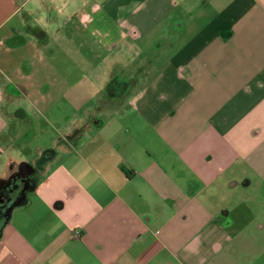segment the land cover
<instances>
[{"label": "crops", "instance_id": "obj_1", "mask_svg": "<svg viewBox=\"0 0 264 264\" xmlns=\"http://www.w3.org/2000/svg\"><path fill=\"white\" fill-rule=\"evenodd\" d=\"M32 2L0 0V264H264V0Z\"/></svg>", "mask_w": 264, "mask_h": 264}, {"label": "rangeland", "instance_id": "obj_2", "mask_svg": "<svg viewBox=\"0 0 264 264\" xmlns=\"http://www.w3.org/2000/svg\"><path fill=\"white\" fill-rule=\"evenodd\" d=\"M20 48H22V47H20ZM24 49H26V47ZM38 61H40V59L36 60L37 64H39ZM14 80L16 83H19V84H23L26 81L25 78H21V76H16V74H15ZM120 80H125V79H123L121 77ZM114 90L119 91V90H121V87L114 88ZM7 93L10 94L11 91L7 90ZM19 109H17L16 114H18L20 112ZM22 110L24 113L27 112L25 109H22ZM19 125H21V124H19ZM41 127L42 126L40 125V123H34L31 125H28L26 128V132L31 133V132L35 131L36 134H35L34 140L29 141V142H26L25 139L20 140V142L22 143L20 146L22 149L21 152L23 154L24 159H26V160L36 162L39 159V157H41L42 152H40V145H41V143H43V140H42L43 136L40 134ZM46 127H48V125H46ZM39 161H41V159Z\"/></svg>", "mask_w": 264, "mask_h": 264}, {"label": "flooded vegetation", "instance_id": "obj_3", "mask_svg": "<svg viewBox=\"0 0 264 264\" xmlns=\"http://www.w3.org/2000/svg\"><path fill=\"white\" fill-rule=\"evenodd\" d=\"M28 170H31V172L28 174ZM35 173V169L31 168L29 169L28 167H23L21 171L17 173L16 179H20L22 181V185H26L29 183L28 177L29 175H32ZM14 178L9 181L7 184H5V188L3 191L0 192V219L2 216L7 215L9 211V204L11 202V198L13 197L12 194L17 192V185L16 182H14ZM20 188V187H19ZM18 188V189H19ZM20 191V189L18 190ZM13 192V193H12Z\"/></svg>", "mask_w": 264, "mask_h": 264}, {"label": "clouds", "instance_id": "obj_4", "mask_svg": "<svg viewBox=\"0 0 264 264\" xmlns=\"http://www.w3.org/2000/svg\"><path fill=\"white\" fill-rule=\"evenodd\" d=\"M28 7L30 8V11H34L35 9L40 7V4L38 2H36V0H33V2ZM45 16H46V13L42 14L39 17V21L38 22L43 24L45 27H47V25L44 22Z\"/></svg>", "mask_w": 264, "mask_h": 264}, {"label": "trees", "instance_id": "obj_5", "mask_svg": "<svg viewBox=\"0 0 264 264\" xmlns=\"http://www.w3.org/2000/svg\"><path fill=\"white\" fill-rule=\"evenodd\" d=\"M54 154H55L54 149H52V148L46 149L42 153L41 160L49 159V158L53 157Z\"/></svg>", "mask_w": 264, "mask_h": 264}, {"label": "water", "instance_id": "obj_6", "mask_svg": "<svg viewBox=\"0 0 264 264\" xmlns=\"http://www.w3.org/2000/svg\"><path fill=\"white\" fill-rule=\"evenodd\" d=\"M26 165L30 166V165H29V164H27V163H23V164H22V168H23V166H26Z\"/></svg>", "mask_w": 264, "mask_h": 264}]
</instances>
